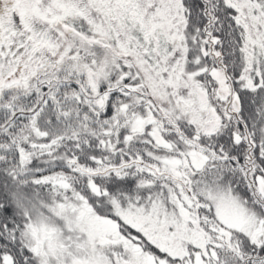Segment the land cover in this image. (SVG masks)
<instances>
[{
	"label": "snow or ice",
	"instance_id": "1",
	"mask_svg": "<svg viewBox=\"0 0 264 264\" xmlns=\"http://www.w3.org/2000/svg\"><path fill=\"white\" fill-rule=\"evenodd\" d=\"M0 264H264V0H0Z\"/></svg>",
	"mask_w": 264,
	"mask_h": 264
}]
</instances>
